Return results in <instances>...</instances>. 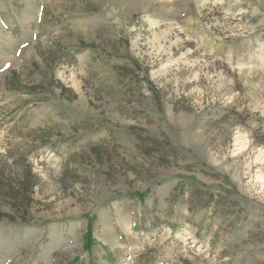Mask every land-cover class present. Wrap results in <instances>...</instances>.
<instances>
[{
	"label": "rangeland",
	"instance_id": "obj_1",
	"mask_svg": "<svg viewBox=\"0 0 264 264\" xmlns=\"http://www.w3.org/2000/svg\"><path fill=\"white\" fill-rule=\"evenodd\" d=\"M0 264H264V0H0Z\"/></svg>",
	"mask_w": 264,
	"mask_h": 264
},
{
	"label": "trees",
	"instance_id": "obj_2",
	"mask_svg": "<svg viewBox=\"0 0 264 264\" xmlns=\"http://www.w3.org/2000/svg\"><path fill=\"white\" fill-rule=\"evenodd\" d=\"M29 172V171H28ZM32 186V184H29V183H27V184H21V187H20V189H18L17 187L15 188L16 189V191H18L19 192V190L20 191H24L25 189H27V187L29 188V187H31ZM10 220H12V218H9ZM89 242V244H90V241H88ZM88 248H89V246H88ZM87 249V248H86Z\"/></svg>",
	"mask_w": 264,
	"mask_h": 264
}]
</instances>
